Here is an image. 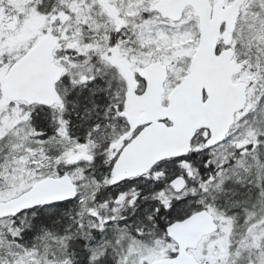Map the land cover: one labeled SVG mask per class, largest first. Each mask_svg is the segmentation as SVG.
Wrapping results in <instances>:
<instances>
[{"label":"snow or ice","instance_id":"6c2138e0","mask_svg":"<svg viewBox=\"0 0 264 264\" xmlns=\"http://www.w3.org/2000/svg\"><path fill=\"white\" fill-rule=\"evenodd\" d=\"M0 264H264V0H0Z\"/></svg>","mask_w":264,"mask_h":264}]
</instances>
